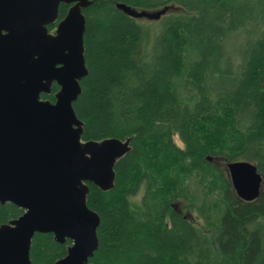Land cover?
Returning <instances> with one entry per match:
<instances>
[{"label": "trees", "instance_id": "16d2710c", "mask_svg": "<svg viewBox=\"0 0 264 264\" xmlns=\"http://www.w3.org/2000/svg\"><path fill=\"white\" fill-rule=\"evenodd\" d=\"M117 4L174 10L143 21ZM83 13L82 140L131 139L114 187L89 184L101 217L89 264H264V182L243 201L226 168L250 161L264 177V0H91ZM23 214L0 206V226ZM70 245L36 234L32 264Z\"/></svg>", "mask_w": 264, "mask_h": 264}, {"label": "water", "instance_id": "95a60500", "mask_svg": "<svg viewBox=\"0 0 264 264\" xmlns=\"http://www.w3.org/2000/svg\"><path fill=\"white\" fill-rule=\"evenodd\" d=\"M62 4L69 9L59 21ZM90 5L91 0H0V206L24 210L0 226V264H32L36 234L72 242L54 264H89L99 248L101 217L88 206L89 184L102 191L114 187L115 166L131 150V139L82 140L84 124L74 103L89 74L83 10ZM117 8L150 21L173 9ZM54 84L56 101L42 99ZM226 168L240 199L259 198L264 177L255 164L233 161Z\"/></svg>", "mask_w": 264, "mask_h": 264}, {"label": "rangeland", "instance_id": "374dc122", "mask_svg": "<svg viewBox=\"0 0 264 264\" xmlns=\"http://www.w3.org/2000/svg\"><path fill=\"white\" fill-rule=\"evenodd\" d=\"M172 10H174V7H173ZM172 10H170V11H172ZM170 11H169V12H170ZM142 20H143V19H142ZM143 21H144V20H143ZM177 140H178V139H177ZM178 143L181 144L179 140H178ZM139 200H140V195H138L137 197L132 198V199H131V203H132V205L138 206L139 203H140Z\"/></svg>", "mask_w": 264, "mask_h": 264}]
</instances>
